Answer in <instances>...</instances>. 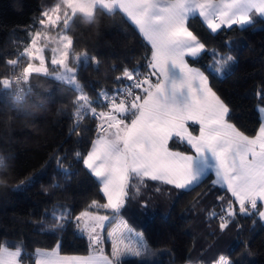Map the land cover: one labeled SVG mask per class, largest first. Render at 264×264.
I'll use <instances>...</instances> for the list:
<instances>
[{
  "label": "trees",
  "instance_id": "16d2710c",
  "mask_svg": "<svg viewBox=\"0 0 264 264\" xmlns=\"http://www.w3.org/2000/svg\"><path fill=\"white\" fill-rule=\"evenodd\" d=\"M57 3L0 0V77L14 71L7 60L21 61L17 75L27 66L28 57L20 53L38 31L39 38L48 35L57 40L44 48L46 66L53 70L50 49L60 47V30L39 21L41 13ZM189 27L206 45V51L189 59V64L209 75L210 86L230 109L229 122L255 136L260 127L258 108L264 107V21L257 18L244 29L234 26L213 34L196 17ZM67 35L73 38L77 54L96 57V62L77 69V81L97 112L110 111L99 93L112 95L130 83L116 80L124 68L148 71L151 47L119 11L110 15L99 10L92 22L74 18ZM213 52L234 59L220 66L214 63ZM71 66L77 67L74 60ZM217 67L219 73L214 71ZM28 86L32 91L22 104L15 102L11 92L0 91V157L5 162L0 167V245L12 250L19 246L23 264H36L37 250L56 246L63 255H88L89 240L75 218L85 210L115 215L110 209L89 207L94 200L106 203L100 183L83 164L98 135V121L85 109L77 122L74 114L80 93L70 85L33 73ZM169 147L190 152L187 144L176 139ZM212 180L209 175L199 186L184 191L146 179L139 195L129 199L118 216L142 233L148 252L142 258H124L122 264H215L221 257L231 264H264V224L258 212L240 214L231 194ZM230 207L236 215L221 230L220 217ZM62 221L63 227H57ZM106 242L96 251L110 255L111 243Z\"/></svg>",
  "mask_w": 264,
  "mask_h": 264
},
{
  "label": "snow or ice",
  "instance_id": "6c2138e0",
  "mask_svg": "<svg viewBox=\"0 0 264 264\" xmlns=\"http://www.w3.org/2000/svg\"><path fill=\"white\" fill-rule=\"evenodd\" d=\"M99 10L110 15L117 11L124 14L151 45L147 72L124 68L116 80L126 79L130 83L117 88L112 95L107 91L98 94L110 108L107 112H97L77 81V69L81 65L87 67L90 61L96 62V57H89L86 52L77 54L73 38L67 35L74 18L92 22ZM41 16L40 25L60 30L62 48L50 49L53 70L50 72L46 66L45 49L36 47L41 35L38 31L20 53L29 62L19 75L15 69L21 61H6L14 71L10 76L0 77V91L11 92L15 102L22 104L32 91L28 81L35 73L52 76L80 93L74 114L77 122L85 109L98 121V135L83 157V164L99 181L107 200L104 204L94 200L89 207L110 209L119 219L121 209L129 199L139 195L146 179L188 191L194 185L199 186L209 172H214L216 179L212 183L226 186L238 203L240 214L248 216L256 210L264 220V207L258 206V202L264 205V123L255 136L246 135L230 123V109L210 86L209 75L190 66L186 59H195L206 51V45L190 30L191 19L202 18L213 33L222 26L244 29L256 17H264V0H59ZM213 57L220 66L234 59L217 52H213ZM32 60H38L39 66H34ZM73 60L77 67L71 66ZM214 71L219 73L221 68ZM259 111L264 112V107ZM189 122L199 126L198 135L189 131ZM174 139L187 144L190 152L173 151L169 142ZM4 165L0 157V167ZM142 207L147 210L146 204ZM225 212L226 216L220 217L221 230L227 227L228 218L236 215L231 207ZM113 218L85 210L75 220L78 227L83 220L92 247L100 243L97 229L103 230ZM56 226L63 227V221ZM120 228L132 231L126 221L119 219V227L109 231L108 236H115ZM147 252L146 245L121 247L114 240L111 256L102 259L104 264H122L123 257L142 258ZM0 264H22L21 248L18 246L13 251L0 245ZM36 264H57V260L48 256ZM84 264L90 262L86 260ZM217 264H225V258H219Z\"/></svg>",
  "mask_w": 264,
  "mask_h": 264
},
{
  "label": "crops",
  "instance_id": "0c3cea01",
  "mask_svg": "<svg viewBox=\"0 0 264 264\" xmlns=\"http://www.w3.org/2000/svg\"><path fill=\"white\" fill-rule=\"evenodd\" d=\"M124 15V14H123ZM125 16V15H124ZM126 17V16H125ZM198 17V16H197ZM127 18V17H126ZM199 18V17H198ZM257 18H260V19H262L263 21H264V17H256V19ZM130 22H131V20L129 19V18H127ZM255 19V20H256ZM200 20L202 21V18H200ZM203 22V21H202ZM132 23V22H131ZM204 23V25L206 26V23L205 22H203ZM133 24V23H132ZM134 25V24H133ZM135 26V25H134ZM250 26V25H249ZM136 27V26H135ZM207 27V26H206ZM234 27V26H233ZM239 27V26H238ZM246 27H248V26H246ZM224 28H226V29H229L227 26H222V28L221 29H219L217 32H215V33H218L220 30H222V29H224ZM232 28V27H231ZM136 29H137V27H136ZM138 30V29H137ZM210 32H211V30L210 29H208ZM211 33H213V32H211ZM215 33H213V34H215ZM146 41V40H145ZM147 42V41H146ZM148 43V42H147ZM149 44V43H148ZM149 46L151 47V45L149 44ZM203 54V53H202ZM201 54V55H202ZM198 58V57H197ZM186 59H188V62H189V59H193V58H186ZM196 59V58H195ZM191 66V65H190ZM193 67V66H192ZM195 68V67H194ZM261 107H259L258 108V112H259V115H260V125H261V123H264V112H260L259 111V109H260ZM188 127H189V131H191L193 134H194V132L192 131V128H194V129H196L197 131H198V133L197 134H194V135H198L199 134V126L198 125H196V124H193V123H191V122H189V124H188ZM170 143V142H169ZM89 172H90V170H88ZM209 175H213V177H214V179H216V177H215V174H214V172H209L204 178H203V180L206 178V177H208ZM94 177V176H93ZM95 178V177H94ZM96 179V178H95ZM97 180V179H96ZM202 180V181H203ZM98 181V180H97ZM201 181V182H202ZM99 182V181H98ZM156 182H160V183H162V184H166V183H163V182H161V181H156ZM166 185H168V184H166ZM215 185H217L218 187H221V188H223V189H226V186H223L222 184H215ZM168 186H170V187H172V188H175L174 186H172V185H168ZM195 187V185L193 186V188ZM176 189V188H175ZM177 190H180V189H177ZM230 193V192H229ZM103 194V193H102ZM231 194V193H230ZM104 196V195H103ZM232 196V195H231ZM233 197V196H232ZM105 198V197H104ZM234 198V197H233ZM105 200H106V198H105ZM234 200H235V198H234ZM106 202H107V200H106ZM236 202V201H235ZM259 203V202H258ZM238 204V203H237ZM262 207H264V205H262ZM119 219H123L124 221H126L124 218H122V217H119ZM118 219L116 218V221H117ZM262 220V219H261ZM127 222V221H126ZM262 222H263V224H264V220H262ZM127 224H128V222H127ZM128 226L132 229V231L131 232H128L126 229H124V228H120V231H118V232H116V235L115 236H113V237H109V241H110V243H111V246H112V244H113V241L115 240V241H117L118 243H120L121 244V247L123 246V244H129V245H131V246H133V247H139L141 244H143V245H146V242L145 241H143V236H137L136 234L137 233H141L140 231H138L137 229H135V228H133L132 226H130L129 224H128ZM117 227H119V220H118V222L115 224V226L114 227H112V231L114 230V229H116ZM121 233H123V235H121ZM10 250H12V249H10ZM14 251V250H13ZM95 254H93V255H91L90 257H94L93 258V263L94 264H104V261H103V259H102V257L103 256H111V254L110 255H108V254H105L104 252H99V251H95L94 252ZM111 253H112V249H111ZM48 256H54L55 258H56V260H57V264H84L83 262H81V259H84V256L85 255H82V256H80V255H73V256H70V255H63V254H61V252H60V249L58 250V248L57 249H55L54 248V250H39V251H36V261L37 260H44L46 257H48ZM131 256H128V257H123L122 259H124V258H130ZM67 258V259H66ZM74 258H81V259H74ZM23 264V263H22Z\"/></svg>",
  "mask_w": 264,
  "mask_h": 264
},
{
  "label": "rangeland",
  "instance_id": "374dc122",
  "mask_svg": "<svg viewBox=\"0 0 264 264\" xmlns=\"http://www.w3.org/2000/svg\"><path fill=\"white\" fill-rule=\"evenodd\" d=\"M52 15H53V17H55V13H52ZM46 27V26H45ZM44 42V43H41V42ZM51 42H54V40H52V39H50V36H48V35H45L43 38H37V44H36V47H40V48H45L46 47V43H51ZM57 42V40L54 42V43H56ZM59 44H60V47H58L57 49L59 50V49H61L62 48V44L60 43V41H59ZM56 55H57V58H59V51L56 53ZM38 63H39V61L38 60H36ZM34 66H39V64H36V65H34ZM98 215H108V216H110V217H114L113 218V220L111 221V223H106V225H105V228L103 229V230H101V229H97V231L100 233V243L98 244V245H93L92 247H91V249H92V252L90 253V254H88V255H85L84 256V259H81V262H85L86 260L87 261H89L90 262V264H94L93 263V258L92 257H90L91 255H93V254H95L94 252L96 251V247H101V246H105L106 245V241H108V242H110L109 241V236H108V232L109 231H112L111 229H112V227H114L115 226V224L118 222V220L116 221V218H115V215H111V214H102V213H97ZM84 219H87V218H84ZM79 230H80V232H81V234L82 235H84L88 240H89V234H88V232L87 231H85L84 229H83V220L80 222V227H79ZM143 236V235H142ZM144 238V237H143ZM143 241H145L144 239H143ZM58 248V250H59V246H56L55 247V249H57ZM111 249H112V246H111ZM52 250H54V249H52ZM66 256V255H65ZM70 256H73V255H70ZM223 258H225V264H231V261L228 259V258H226V257H223ZM64 264V263H63ZM215 264H217V263H215Z\"/></svg>",
  "mask_w": 264,
  "mask_h": 264
}]
</instances>
